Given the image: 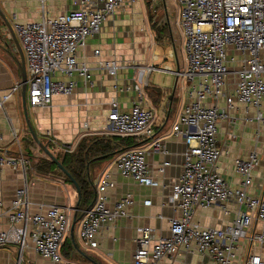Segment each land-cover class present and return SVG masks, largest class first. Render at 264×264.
<instances>
[{
  "label": "crops",
  "instance_id": "crops-1",
  "mask_svg": "<svg viewBox=\"0 0 264 264\" xmlns=\"http://www.w3.org/2000/svg\"><path fill=\"white\" fill-rule=\"evenodd\" d=\"M148 3L147 0H136L134 4L124 3L115 16L103 24L100 33L88 38L86 46L79 50V64H86L90 69L92 86L75 75L74 80L78 87L72 96L55 97L52 106L46 108H32L27 103L25 111L21 67L22 63L26 65V59L13 27V15L22 23H39L45 18L52 19L79 10L80 5L77 0H0V102H3L0 106V150L11 157L22 154L29 163L27 172L21 166L17 169L8 165L0 166V200L5 207H10L16 191L27 184L30 213H45L53 205L66 209L71 219V227L61 254L74 262L133 264L139 227H150L155 238L160 239L169 236L170 221L182 217L180 208L169 202V196L172 186L184 173L187 150L184 139L173 134V128L189 101V83L177 75L187 68L185 39L176 1L174 4L177 14L172 15L168 5L165 10L167 25L163 30L166 38L162 45L166 47L169 58L175 60L177 68L169 64L164 69L157 66L161 56L159 50H151L149 43L156 27ZM5 19L11 24L12 30ZM96 51H100L99 56L95 55ZM100 61H116L119 64L121 69L117 82L99 67ZM147 67L158 70L146 75L144 84L140 85V70ZM58 79L68 81L62 76ZM234 81V77L229 78V82ZM197 82L198 80L195 84ZM116 83L121 88H128L136 83L141 86L143 107L153 110L156 115L154 139L139 141L108 134L112 102L117 101L119 110L128 113L133 102L137 100L135 91L117 92ZM17 85L20 86L19 91L9 99L2 100ZM155 90L160 91V97ZM26 95L28 98V86ZM207 104L214 103L209 100ZM219 106L225 108V102L221 101ZM230 114L237 119L234 127L225 121L218 123V141L223 150L218 162V172L233 189L240 188L243 179L235 170V161L248 159L256 152L260 164L254 172L253 184L248 188V194L264 197V126L253 121L256 116L254 110L246 111L243 106L232 109ZM33 134L50 151L51 148L54 150V153L51 151L54 156L60 155L61 163L65 155L70 157L68 169L80 174V179L86 189L88 188L86 191L82 188L80 194L72 181L53 163L48 174L36 170L40 159H50L39 147ZM155 140L161 141L167 153L152 151ZM136 148L147 151L148 169L157 183L156 186H142L135 180L120 175L116 166L120 151ZM86 155L89 157L82 172L78 160ZM98 159L102 160L97 161ZM164 162H169L170 165L161 173L159 169ZM104 172H109L115 183L114 188L108 191L109 207L113 208L116 202L128 195L133 198L134 204L126 208V216L121 217L115 224L105 223L97 238L98 247L88 249L83 246L81 239L82 218L95 202V183ZM147 201L151 204L145 205ZM236 207L234 202H230L229 214H225L218 205L209 209H198L194 223L203 228H226L234 221ZM74 221L76 223L72 228ZM7 229L8 219L2 214L0 231ZM256 246L258 245L251 244L249 239L243 241L238 258L233 264H243L250 252L264 257V249ZM0 264L54 263L36 253L33 243L28 240L22 252L17 246L0 248ZM158 264L216 263L196 252L181 250L173 257L163 258Z\"/></svg>",
  "mask_w": 264,
  "mask_h": 264
},
{
  "label": "built area",
  "instance_id": "built-area-1",
  "mask_svg": "<svg viewBox=\"0 0 264 264\" xmlns=\"http://www.w3.org/2000/svg\"><path fill=\"white\" fill-rule=\"evenodd\" d=\"M77 1L79 10L45 18L39 23H22L16 15L12 17L26 59L29 107H51L55 97L72 96L78 87L75 75L92 86L90 69L86 64H79V50L86 46L88 38L100 33L103 24L115 16L124 3L136 2ZM176 1L187 62L186 71L177 75L189 83V101L173 128V134L184 139L187 150L184 173L172 186L169 202L180 208L182 217L172 219L169 236L160 239L155 238L150 227H139L133 264H158L181 250L209 257L216 264H233L238 258L240 244L247 239L264 249V197L248 194L260 158L254 152L248 159L235 161V170L243 181L240 188L233 189L218 172L223 154L218 141V123L225 121L234 127L237 119L230 111L243 106L246 111L254 110L253 121L264 126V0ZM99 54L100 51L95 52L96 56ZM99 67L117 82L121 68L116 61H100ZM157 70L155 67L140 70V85L144 84L146 75ZM59 76L68 81L59 80ZM230 77L236 81L229 82ZM140 85L121 88L115 84L117 92L135 91L137 100L128 113L119 110L117 101L112 102L108 134L139 141L156 137V115L143 107ZM19 88V85L13 87L2 100L9 99ZM209 100L214 104H207ZM221 101L225 102V108H220ZM152 151L167 153L160 140L153 142ZM147 156V151L140 148L120 154L116 160L120 175L142 186H156L148 169ZM4 165L14 169L21 166L24 172L29 169L22 154L11 157L0 150V166ZM169 165L164 162L159 171L163 173ZM114 186L109 172H104L95 183V202L82 218L81 239L85 248L96 249L103 225L115 224L126 216V208L134 204L128 195L110 208L108 191ZM28 192L27 184L18 189L10 207H5L0 200V215L8 219V229L0 231V248L17 246L22 252L31 240L36 253L54 264H90L74 262L61 254L71 227L68 211L53 205L45 213L32 214ZM230 202L237 206L232 225L216 229L194 223L198 209L218 205L229 214ZM150 204L145 202V205ZM243 264H264V257L250 252Z\"/></svg>",
  "mask_w": 264,
  "mask_h": 264
},
{
  "label": "rangeland",
  "instance_id": "rangeland-1",
  "mask_svg": "<svg viewBox=\"0 0 264 264\" xmlns=\"http://www.w3.org/2000/svg\"><path fill=\"white\" fill-rule=\"evenodd\" d=\"M143 1V0H142ZM149 3L148 5L151 7L149 8L150 15L152 16V21L156 27V29L153 31L152 34V39L150 38L151 41V50L153 51L154 49H157L160 51V56H161V61L157 63V66H161V68H165L167 64L172 66L173 68H177V65L175 63V60L169 58L168 51L166 47L162 45L163 40L166 38V32L163 30L165 26L167 25V22L165 20V13L167 10V5L168 9L170 10L171 14H177L178 10L177 7L174 3L176 1L172 0H147ZM167 59V61H165ZM156 75V74H155ZM51 151L54 153V150L51 148ZM55 157H57L55 155ZM259 249L261 248L260 246H256Z\"/></svg>",
  "mask_w": 264,
  "mask_h": 264
},
{
  "label": "water",
  "instance_id": "water-1",
  "mask_svg": "<svg viewBox=\"0 0 264 264\" xmlns=\"http://www.w3.org/2000/svg\"><path fill=\"white\" fill-rule=\"evenodd\" d=\"M5 22H6L7 26L10 28V30H12V27H11V24L9 23V21L7 19H5ZM12 33H13L16 41L18 42V40H17V38H16V36H15L13 31H12ZM21 73H22V79H23V81H22L23 106H24L25 111H27V95H26V92H27V81L28 80H27V72H26L25 63L24 64L22 63ZM172 99L173 98L171 97V100ZM33 135H34L35 141L37 142L39 147L44 151V153L48 156V158L52 161V163L54 165H56L72 181V183L78 189V192L81 194L80 186H79L78 182L74 179V177L71 175V173L62 165V163L57 159V157H55L51 153L49 148L46 145H44L35 134H33ZM75 223H76V221H74V224H73L72 228L75 226Z\"/></svg>",
  "mask_w": 264,
  "mask_h": 264
},
{
  "label": "trees",
  "instance_id": "trees-1",
  "mask_svg": "<svg viewBox=\"0 0 264 264\" xmlns=\"http://www.w3.org/2000/svg\"><path fill=\"white\" fill-rule=\"evenodd\" d=\"M155 92L158 95V97L161 96L159 94L160 91L155 90ZM121 139H130V138H121ZM123 152L124 151L121 150L119 154H122ZM88 155L90 156L91 154H88ZM88 155H86L85 157H80L79 160H78V164H79L80 170L82 172L84 171L85 163L88 161V157H89ZM57 159L60 161V155L57 156ZM62 160H63L62 165H64V167L71 173V175L74 177V179L78 182V184L80 186V189L83 188V191L84 190L86 191L88 188L86 189V185H84V182H82V180L80 179L81 178L80 174H78V173L75 174L70 169H68V165L67 164H68V162L70 160V157L68 155H65L62 158ZM101 160L102 159H98L97 161H101ZM51 165H52V162L50 160L43 158V159L39 160V163L36 166V168H37L36 170L38 172H41V173H44V174H48L50 172ZM89 184H90L91 187L93 186V184L91 182Z\"/></svg>",
  "mask_w": 264,
  "mask_h": 264
}]
</instances>
